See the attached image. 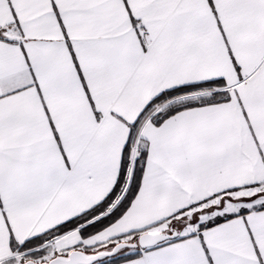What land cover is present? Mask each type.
Listing matches in <instances>:
<instances>
[{"label": "snow or ice", "instance_id": "obj_1", "mask_svg": "<svg viewBox=\"0 0 264 264\" xmlns=\"http://www.w3.org/2000/svg\"><path fill=\"white\" fill-rule=\"evenodd\" d=\"M0 264H264V0H0Z\"/></svg>", "mask_w": 264, "mask_h": 264}]
</instances>
